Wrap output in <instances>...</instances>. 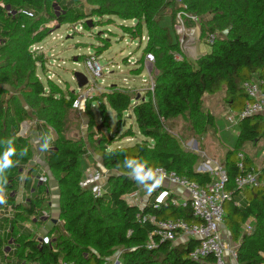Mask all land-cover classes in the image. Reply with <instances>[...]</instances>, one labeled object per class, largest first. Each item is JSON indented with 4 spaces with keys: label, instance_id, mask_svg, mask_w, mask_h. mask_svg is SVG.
Segmentation results:
<instances>
[{
    "label": "trees",
    "instance_id": "1",
    "mask_svg": "<svg viewBox=\"0 0 264 264\" xmlns=\"http://www.w3.org/2000/svg\"><path fill=\"white\" fill-rule=\"evenodd\" d=\"M188 11L199 19L201 37L214 35L210 52L195 61L176 62L179 52L173 24L178 7L169 0H0V155L13 141L16 154L13 166L5 170L6 203L0 212L8 211L12 247L8 258L26 264H104L121 251L122 264H214L209 256L201 262L190 259L197 242L179 240L160 243L153 250L145 245L153 227L140 225L136 216L142 211L158 220L183 219L195 222L188 208L170 205L141 211L128 206L122 197L132 192L138 182L129 175L125 159L145 162V169L163 168L189 181L205 185L208 174L194 170L198 156L184 152L177 140L165 131L164 123L184 117L195 126L210 122L202 110V98L225 90V98L238 113L245 103L240 85L253 77L264 78V0H184ZM115 18L131 22L121 29L130 40L146 35L142 52L152 54L154 86L137 99L126 91L112 87L98 102L100 117H108L106 106L115 113L116 126L129 114L143 138L130 147L107 149V143L95 141L93 154L107 173L105 194L93 198L90 191L79 187L84 178L82 159L87 154L82 139L65 137L74 93H65L53 81L38 77L44 70L42 53L31 48L40 44L52 29L47 25H71L89 31L87 20L97 22ZM111 20V19H110ZM111 22V21H109ZM106 47L98 51L99 56ZM36 120L37 131L51 129L52 146L43 152V164L55 181L58 193V223L38 238L24 229V222L42 226L49 220V200L40 195L47 177L38 180L36 194H30L35 181V166H30L33 148L29 136H19L22 122ZM92 126H88L89 133ZM51 133V134H52ZM40 135V134H39ZM128 129L123 137L134 138ZM40 135V143H41ZM92 138V135H89ZM264 139V119L246 118L238 123L236 149L228 152L225 169L229 191L242 194L241 207L224 205V227L234 244H238V264H262L264 259V187L245 188L238 192L232 185L237 174L235 154L244 144L255 145ZM21 152L25 154L20 155ZM20 190L22 193L19 194ZM19 197V201H18ZM226 207V208H225ZM4 214L0 225L9 222ZM7 218V219H5ZM250 221L252 232L245 234L243 225ZM52 222V221H51ZM53 223V222H52ZM59 231L55 236L54 231ZM130 232V233H129ZM129 233V234H128ZM2 241L0 240V246Z\"/></svg>",
    "mask_w": 264,
    "mask_h": 264
},
{
    "label": "rangeland",
    "instance_id": "2",
    "mask_svg": "<svg viewBox=\"0 0 264 264\" xmlns=\"http://www.w3.org/2000/svg\"><path fill=\"white\" fill-rule=\"evenodd\" d=\"M94 22H96V26L94 27L91 21L89 31L80 29L82 26L74 28L71 25H63L58 27L56 23H50L47 27L52 31L40 44L35 45L36 51H31L42 53L45 59L44 70L40 71L39 69L37 73L41 81L45 83V80H51L65 93L71 92L76 96L83 95L79 108L70 112L65 137L84 141L87 154L82 159L83 171L97 169L106 173L100 159L93 154L92 147L95 146V141H98V145L105 141L107 149H114L130 147L140 143L143 138L138 133L135 122L129 117V114H126L120 126L117 127L115 113L108 106H106L108 118L104 121L100 117L98 102L93 104L91 102L94 99H100L112 87L126 91L132 97L140 99L145 96L147 91L152 90L156 73L152 71L153 66L148 73L146 64L141 57L146 43V35L143 36L145 41L141 40L140 43L138 40L132 41L120 27L121 25L128 27L131 22L121 23L115 18H103L98 22L94 19ZM103 47H106V50L97 56L98 51ZM196 52L198 56L210 52V46L206 44L204 39L201 38L196 43ZM89 56H94L97 59L103 71L101 75H90L88 72L85 62ZM75 72L85 75L88 81L87 85L80 90L73 80ZM201 102L203 112L211 118L210 122H201L195 126L190 120L178 117L164 123V125L165 131L177 140L184 152L194 153L198 156L194 170L204 174L210 168L224 167L228 152L236 149L238 126L229 119L233 108L225 98V90L210 97L204 96ZM25 122L27 127L22 129L23 135L29 136L33 148V158L29 165L32 167L34 165L43 166L44 151L40 149V135L35 127L36 120ZM89 125L92 126L90 133L88 131ZM128 129L134 133V138L123 137ZM45 132L46 135L50 136L48 131ZM89 135H92V138H89ZM52 136L54 137L53 133ZM262 144H264V139L255 142V145L252 146L248 143L244 144L242 150L254 158L255 152ZM40 171L41 169L38 167L33 172L35 181L33 192L35 193L38 190ZM146 185L150 184L146 181L145 184L138 183L137 188H146ZM20 193H22L21 190ZM8 211L0 212V219H4L2 215L8 214ZM8 215L9 222L0 225V240L2 241L0 264H26L8 258L13 245L9 234L11 229L10 218L12 217L11 214ZM22 225L24 229L37 236L42 234V230L48 231L47 228H50L51 223L47 222L45 228H43L44 224L39 226L29 221ZM58 231L59 226L53 235L55 236ZM223 234L228 243L234 244L226 229H223ZM50 239L46 237V240ZM230 264L236 263L230 262Z\"/></svg>",
    "mask_w": 264,
    "mask_h": 264
},
{
    "label": "built area",
    "instance_id": "3",
    "mask_svg": "<svg viewBox=\"0 0 264 264\" xmlns=\"http://www.w3.org/2000/svg\"><path fill=\"white\" fill-rule=\"evenodd\" d=\"M169 1L178 7L175 12L173 29L177 36L179 52L173 54V58L176 62L184 59L195 61L198 58L196 43L202 38L199 19L188 11L184 0ZM214 38V35H207L202 39L210 45ZM141 40L145 41V38L142 37ZM31 49L36 51L37 48L33 46ZM144 62L149 73L154 63L153 55H145ZM85 64L90 75L103 73L94 56H89ZM240 88L245 96V103L240 112L232 111L230 121H234L235 125L238 126L239 121L246 118L260 117L264 119V78L253 77L243 82ZM82 98L83 95L81 94L76 96L72 103V109L79 108ZM26 127V122L20 124L19 136H25L22 129ZM235 162L237 174L232 185L236 191L240 192L245 188L264 187V144L255 152L254 158L249 156L246 151L239 150L235 154ZM147 170L145 169V171ZM153 170L154 179L146 181L153 189L148 195L147 201L145 202L147 192H142L143 190L135 187L132 192L122 197L125 203L128 206L137 207L140 211L146 206L154 210L166 205L175 208H188L195 222L188 223L183 219L158 220L150 214H143L141 211L136 216L137 222L140 225L149 224L153 227L147 238L146 249L153 250L158 244L165 242L175 243L179 240H194L197 244L189 253L191 260L201 262L212 256L214 264H230V262L238 264V244L228 243L223 234L224 205L231 203L234 207L239 208L244 198L239 193L235 199L234 192L228 190L229 181L225 167L208 169L205 174L210 176V181L205 185H199L178 176L175 172H169L160 167L153 168ZM106 178L107 173L97 169H86L79 187L90 191L93 198L98 199L105 194ZM251 224L250 221H247L243 225L245 234L252 232ZM120 254L121 251L116 252L104 264H121ZM260 256L264 259V254H260ZM60 264L69 263L61 262Z\"/></svg>",
    "mask_w": 264,
    "mask_h": 264
},
{
    "label": "clouds",
    "instance_id": "4",
    "mask_svg": "<svg viewBox=\"0 0 264 264\" xmlns=\"http://www.w3.org/2000/svg\"><path fill=\"white\" fill-rule=\"evenodd\" d=\"M52 142V137L45 135L40 143L41 151H47ZM9 147L7 150L0 155V204L6 203L4 192L5 185L7 183V178L5 176V170L13 166V161L11 157L16 154L15 148L13 146V141L8 140ZM25 153L21 152L20 155L23 156ZM137 159H125L124 166L129 169V175L134 178L138 183L145 184V181L154 179V170L148 169L145 171V162L138 163ZM149 190H151V185H146Z\"/></svg>",
    "mask_w": 264,
    "mask_h": 264
},
{
    "label": "crops",
    "instance_id": "5",
    "mask_svg": "<svg viewBox=\"0 0 264 264\" xmlns=\"http://www.w3.org/2000/svg\"><path fill=\"white\" fill-rule=\"evenodd\" d=\"M48 132H49V134H50V136L52 137V140H53V136L51 134V129H48ZM39 134L42 137L41 138V141H42L43 137L46 135V132H45L44 129L41 128L39 130ZM51 146H52V143L50 144L49 148ZM34 166H35V169H38V167H40V169H41L40 176H38V177H40L39 178L40 181H43L45 179L44 176L47 177L46 188L43 191H41L40 195L42 197H47L49 199V207H50L49 211H47V213H45V214H50L49 215V220H47L44 223L43 228L47 227L46 226L47 222H50L51 223V226H50V228H47L48 231L45 232L44 230H42L41 231L42 234L40 233L39 235H37V237L40 239V238L46 237V234L52 229V225H53V223L51 222L52 220H55L56 221L55 224L58 223L57 217H58L59 193H58L57 185H56L55 181H53L50 178V173H49L48 169L46 168V166L45 165H43V166H41V165H34ZM33 189L30 190L29 195L30 194H33V195L36 194L35 192H33ZM141 189L143 190V192L144 191L147 192V194L145 196V199H146L145 202H146L147 199H148V195L153 191V189H152V187H151V190H149L148 187H146V188H143L142 187ZM223 227H224V225H223ZM223 229H225V227ZM182 241H185V240H182Z\"/></svg>",
    "mask_w": 264,
    "mask_h": 264
},
{
    "label": "water",
    "instance_id": "6",
    "mask_svg": "<svg viewBox=\"0 0 264 264\" xmlns=\"http://www.w3.org/2000/svg\"><path fill=\"white\" fill-rule=\"evenodd\" d=\"M86 24L88 25V27H91V20H87ZM73 80L75 81L78 90L84 88L87 85V83H88L87 78L85 77V75H83L82 73H78V72L74 73ZM52 222H53V224L56 223L55 220H52Z\"/></svg>",
    "mask_w": 264,
    "mask_h": 264
}]
</instances>
